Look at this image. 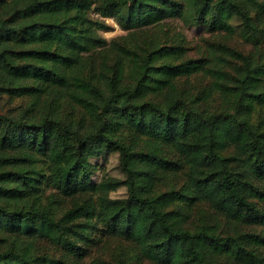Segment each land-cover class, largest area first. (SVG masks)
Masks as SVG:
<instances>
[{
    "label": "trees",
    "instance_id": "obj_1",
    "mask_svg": "<svg viewBox=\"0 0 264 264\" xmlns=\"http://www.w3.org/2000/svg\"><path fill=\"white\" fill-rule=\"evenodd\" d=\"M108 18L264 42V0H0V264H264V58L219 45L231 73ZM108 236L127 256L88 262Z\"/></svg>",
    "mask_w": 264,
    "mask_h": 264
},
{
    "label": "rangeland",
    "instance_id": "obj_2",
    "mask_svg": "<svg viewBox=\"0 0 264 264\" xmlns=\"http://www.w3.org/2000/svg\"><path fill=\"white\" fill-rule=\"evenodd\" d=\"M106 23L107 28L99 31V33L107 41L113 40L120 44H132L133 42L136 43L139 37L150 35L160 43L173 42V44L183 45L186 48L187 57L204 58L208 62V65H215L217 68L220 67L231 73L237 68L238 60L222 52L223 50L219 45H226L237 49L242 53L250 54L255 60L264 58V42L260 44L253 43L250 39L244 37L242 32L234 33L233 35H226L221 31L209 32L200 27H191L180 18L166 19L158 26L149 29L146 33L140 32V29L124 30L114 19L111 18L106 19ZM211 81V78L202 75H194V77H191V82L196 87H207L211 84ZM221 96L220 93L215 92L213 94L215 102L220 103ZM96 162H98L101 167H99L94 175L95 180H99L103 173L123 178V175L118 168L117 154H112L106 161L100 158L97 159ZM125 193V187H119L111 192V196L121 197L124 196ZM67 206V202H63V207L66 208ZM206 211H208L207 207ZM126 248L127 245L122 241L108 236V238L104 239L98 247L91 250L88 262H112L116 256H127L125 251Z\"/></svg>",
    "mask_w": 264,
    "mask_h": 264
}]
</instances>
